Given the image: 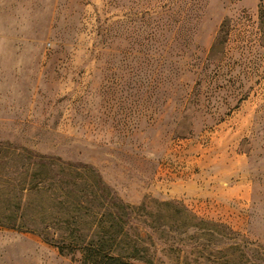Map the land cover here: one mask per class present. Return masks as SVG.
<instances>
[{"label": "rangeland", "instance_id": "rangeland-1", "mask_svg": "<svg viewBox=\"0 0 264 264\" xmlns=\"http://www.w3.org/2000/svg\"><path fill=\"white\" fill-rule=\"evenodd\" d=\"M262 10L0 0V264H81L42 228L89 241L104 185L147 206L165 264H264Z\"/></svg>", "mask_w": 264, "mask_h": 264}, {"label": "trees", "instance_id": "trees-1", "mask_svg": "<svg viewBox=\"0 0 264 264\" xmlns=\"http://www.w3.org/2000/svg\"><path fill=\"white\" fill-rule=\"evenodd\" d=\"M261 14L264 16L263 10ZM37 160L34 159L35 164L44 163L43 159ZM59 167L62 165L59 164ZM84 167L88 169L87 165ZM99 180L101 181V178ZM60 189L62 190V187ZM28 190L39 193L42 191V186L35 182L28 187ZM146 208L145 204L134 206L123 202L104 185V222L99 225L101 232H96L89 241L78 239L79 229L75 231L71 229L73 223L71 220H67L66 225L62 221L57 237L50 236L49 225H45L40 232L42 238L54 245L60 254L78 252L81 264H165L158 253L164 254L165 249L173 247L174 243H169L168 238L153 237L148 233L147 228L153 226L147 227L145 221L140 219L142 215L149 214L145 211ZM184 211L179 209L182 214ZM182 240L176 241L180 251L185 246Z\"/></svg>", "mask_w": 264, "mask_h": 264}]
</instances>
